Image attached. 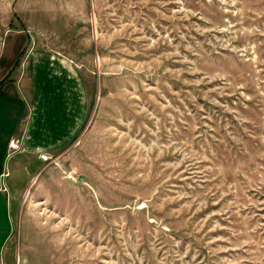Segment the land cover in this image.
Wrapping results in <instances>:
<instances>
[{
    "label": "rangeland",
    "instance_id": "obj_1",
    "mask_svg": "<svg viewBox=\"0 0 264 264\" xmlns=\"http://www.w3.org/2000/svg\"><path fill=\"white\" fill-rule=\"evenodd\" d=\"M33 81L71 133L6 264H264V0H0V91Z\"/></svg>",
    "mask_w": 264,
    "mask_h": 264
},
{
    "label": "crops",
    "instance_id": "obj_2",
    "mask_svg": "<svg viewBox=\"0 0 264 264\" xmlns=\"http://www.w3.org/2000/svg\"><path fill=\"white\" fill-rule=\"evenodd\" d=\"M40 66L39 63L34 65L32 79L37 76ZM68 76L70 78V75ZM36 88L33 81V89L30 91L32 103L21 96L16 88L0 91V207L3 209L0 210V264L7 262L5 252L10 234V226L7 222L8 212L11 210L12 203L18 200L23 187L39 174L41 166L36 156L53 151L56 148L55 145L58 147L63 145L65 138L71 133L70 131L57 140L52 134L50 139L47 124L43 126L49 108L43 107L39 111ZM75 123L77 124V121ZM37 133H41L42 140L35 138ZM15 139H19L20 148L9 146ZM33 155L35 159L29 162L27 158ZM7 160H13L11 168H7ZM22 170L24 175L21 173Z\"/></svg>",
    "mask_w": 264,
    "mask_h": 264
},
{
    "label": "built area",
    "instance_id": "obj_3",
    "mask_svg": "<svg viewBox=\"0 0 264 264\" xmlns=\"http://www.w3.org/2000/svg\"><path fill=\"white\" fill-rule=\"evenodd\" d=\"M11 147H14V145L11 144Z\"/></svg>",
    "mask_w": 264,
    "mask_h": 264
}]
</instances>
